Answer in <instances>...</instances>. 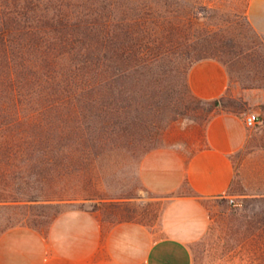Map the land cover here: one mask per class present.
Listing matches in <instances>:
<instances>
[{
	"label": "rangeland",
	"instance_id": "374dc122",
	"mask_svg": "<svg viewBox=\"0 0 264 264\" xmlns=\"http://www.w3.org/2000/svg\"><path fill=\"white\" fill-rule=\"evenodd\" d=\"M249 1L0 0V234L60 219L84 264H113L112 225L155 223L164 205L144 172L171 155L153 152L196 145L215 112L256 113L189 247L192 264H264V34ZM205 58L228 73L210 99L188 81Z\"/></svg>",
	"mask_w": 264,
	"mask_h": 264
},
{
	"label": "crops",
	"instance_id": "0c3cea01",
	"mask_svg": "<svg viewBox=\"0 0 264 264\" xmlns=\"http://www.w3.org/2000/svg\"><path fill=\"white\" fill-rule=\"evenodd\" d=\"M247 15L264 34V0H250ZM188 81L195 95L210 99L225 92L228 73L219 61L205 58L191 66ZM248 139L241 113L218 111L206 121L196 145L154 151L171 155L155 158V164L144 172L146 184L163 195L164 205L155 223L125 220L112 225L106 237L112 263L192 264L189 244L210 222L207 200L229 189L235 174L232 156ZM61 228L57 219L48 232L29 227L5 230L0 234V264H84L74 254L76 239L82 237L69 226L65 232Z\"/></svg>",
	"mask_w": 264,
	"mask_h": 264
},
{
	"label": "built area",
	"instance_id": "2783aa9c",
	"mask_svg": "<svg viewBox=\"0 0 264 264\" xmlns=\"http://www.w3.org/2000/svg\"><path fill=\"white\" fill-rule=\"evenodd\" d=\"M259 122V117L256 113H250L245 116V123L247 126H254ZM230 200L233 201V197H230Z\"/></svg>",
	"mask_w": 264,
	"mask_h": 264
}]
</instances>
